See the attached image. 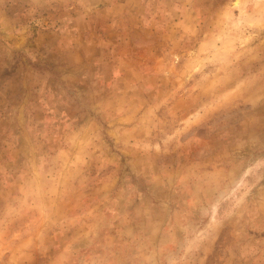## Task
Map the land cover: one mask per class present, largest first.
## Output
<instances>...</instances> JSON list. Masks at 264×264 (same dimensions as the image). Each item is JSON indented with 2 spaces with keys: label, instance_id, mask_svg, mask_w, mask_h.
Masks as SVG:
<instances>
[{
  "label": "rangeland",
  "instance_id": "374dc122",
  "mask_svg": "<svg viewBox=\"0 0 264 264\" xmlns=\"http://www.w3.org/2000/svg\"><path fill=\"white\" fill-rule=\"evenodd\" d=\"M0 264H264V0H0Z\"/></svg>",
  "mask_w": 264,
  "mask_h": 264
}]
</instances>
